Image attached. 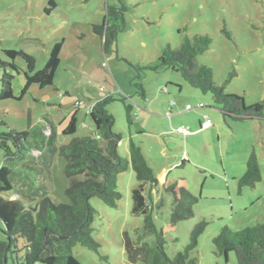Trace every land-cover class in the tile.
I'll return each mask as SVG.
<instances>
[{"label": "rangeland", "instance_id": "obj_1", "mask_svg": "<svg viewBox=\"0 0 264 264\" xmlns=\"http://www.w3.org/2000/svg\"><path fill=\"white\" fill-rule=\"evenodd\" d=\"M51 2L56 5L54 9ZM113 5L126 7L127 28L105 50L93 26L104 22L107 6ZM197 34L212 38L211 49L197 60L212 69L216 84L224 85L229 74L236 72L237 76L226 84V93L242 96L247 106L264 101V0H0V60L14 62L20 70L17 73L8 68L14 77L16 98L26 85L27 66L21 58L12 61L5 52H26L36 59V71H40L46 67L55 45L64 42L54 87L41 89L32 85L22 100L0 101V134L8 132L6 126L18 132L28 131V146L41 152L33 158L34 165L44 171L41 174L16 169L13 190L1 196L20 199L27 208H37L44 196L55 204H69L66 162L56 149L74 138L93 137L95 125L89 111L99 100L112 96L115 101L108 105V111L115 119L114 132L121 135L119 155L129 158L130 144L135 143L160 182L158 189L146 188V197L155 227L164 234L167 256L173 259L183 252L191 243L195 227L205 221L206 229L190 257L197 258L198 264H226L224 258L215 256L213 239L224 227L240 232L256 226L248 219L251 211L264 202L257 201L254 206L250 202L264 195V183L261 181L256 190L244 188L239 193L237 180L225 176V170L243 176L247 170L244 149L255 150L264 177V121L227 124L213 96L191 87L179 73L146 71L137 78L138 67L155 62L164 49L176 50L186 36ZM2 74L0 63V78ZM178 82L184 90L180 91ZM136 84H142L146 100L139 96ZM165 88L168 94L163 92ZM1 89L0 82V92ZM194 93L201 97L199 101H194ZM122 98L134 107L132 125L127 121ZM77 102L82 106L77 107ZM200 104L203 108L195 110ZM188 105L192 111L186 110ZM210 111L215 113L211 128L192 137L201 130L199 123H205L204 116ZM74 115L77 131L65 135ZM137 127L142 129L141 134ZM182 127L187 136L177 133ZM4 157L0 149V167ZM241 163L245 167L240 173L237 167ZM179 179L187 181L198 202L194 216L171 231L168 227L174 198L164 192L163 184ZM138 183L132 168L119 176L122 199L116 209L91 199L96 210L92 236L101 249L98 255L76 245L72 254L80 264H130L123 233L133 235L144 224V217L132 212V191ZM5 240L0 220V241ZM145 240L153 244L155 235ZM228 264H237L233 253Z\"/></svg>", "mask_w": 264, "mask_h": 264}, {"label": "trees", "instance_id": "obj_2", "mask_svg": "<svg viewBox=\"0 0 264 264\" xmlns=\"http://www.w3.org/2000/svg\"><path fill=\"white\" fill-rule=\"evenodd\" d=\"M52 8L55 3L51 2ZM126 7L107 6L105 20L94 25L93 29L102 40L104 49L117 39L119 33L127 28L125 19ZM228 39L229 32L223 31ZM64 42L53 48L49 61L43 70L36 71V59L24 51L9 50L6 55L12 61L21 58L25 61L27 72L24 76L26 85L16 98L12 89L14 77L8 68L20 73L14 62H2L3 74L0 78L2 89L0 101H20L28 94L32 85L41 89L54 87L56 72L60 66L61 51ZM212 46V38L208 34L186 36L183 44L176 50L164 49L158 59L144 67H138L141 73L170 70L179 73L187 84L203 94H211L214 102L223 115L224 121L242 123L247 120L264 121V101L247 106L242 96L226 93V84L237 76L229 74L224 85L216 84L210 67L200 65L197 58L206 54ZM139 96L146 100L142 84H136ZM180 87V86H179ZM167 89V88H165ZM181 89V87H180ZM112 96L99 100L89 111L95 125V135L87 138H74L71 143L56 149L66 162L64 173L69 180L66 196L69 204H55L50 197L44 196L37 208H27L20 199H6L2 193L13 190V177L16 169L25 171H44L34 165L31 158L32 148L28 146L30 133L10 129L0 134V149L5 152L3 165L0 167V220L4 224L5 241H0V264H80L72 254V249L80 245L100 254L101 244L94 240L93 223L96 210L91 199L97 198L106 206L116 209L122 195L118 192L119 176L132 168L136 174L138 185L132 191L134 215H142L144 224L131 235L123 233L124 249L130 264H198L197 258H191L199 245V238L204 233L207 222L203 221L195 227L191 234V243L183 252L171 259L166 254V240L163 232H158L153 222L146 197V188L158 189L160 182L141 150L135 143L130 144V156L125 159L119 155L118 148L121 135L114 132L115 119L108 111V105L114 102ZM129 125L133 124L132 104L122 98ZM175 105V103H174ZM201 105V104H200ZM203 105V104H202ZM202 109V108H201ZM28 124L32 125L31 115ZM77 131V116L74 115L65 135H74ZM139 134L142 133L138 132ZM79 177H84L79 180ZM262 181L259 159L252 151L246 173L238 179L239 193L244 188H255ZM32 183V182H30ZM164 192L173 196L168 229L175 231L177 225L194 216V206L198 202L188 188L185 179L174 183L163 184ZM154 234L153 244L146 242V237ZM22 243V246H20ZM215 256L224 258L229 263L230 254H234L237 264H264V224L233 232L228 227L222 228L213 239Z\"/></svg>", "mask_w": 264, "mask_h": 264}, {"label": "crops", "instance_id": "obj_3", "mask_svg": "<svg viewBox=\"0 0 264 264\" xmlns=\"http://www.w3.org/2000/svg\"><path fill=\"white\" fill-rule=\"evenodd\" d=\"M178 84H180V85H178ZM178 86H180L181 87V89H180V91L181 90H184V87H183V85L180 83V82H178ZM166 94H168V92L166 93ZM194 95V101L196 102V101H199L200 99H201V97L197 94V93H194L193 94ZM178 99V98H177ZM179 100V99H178ZM164 103V101L161 103V105ZM189 106V105H188ZM187 107V106H186ZM153 111V110H152ZM213 116H215V113H213V112H208V113H206L205 114V116H204V122L205 123H203V121H200V128H201V130H198L197 132H195V133H193L191 136L192 137H194V136H197V135H199V134H201L200 132L202 131H204V130H207V129H209V128H211L210 127V121H211V117H213ZM214 118V117H213ZM205 126L207 127L206 129H205ZM188 135V133L186 134V135H181V136H187ZM32 152H31V156H32V159L33 158H35V156L37 155L36 153H38V154H41V152L40 151H34V150H31ZM244 153L246 154V157H245V159H244V162H243V164L246 162H248V159H249V157H250V155H251V153H252V151H250L249 149L247 150V149H244ZM243 164L241 163V165L240 166H238L237 168H238V171L240 170V173H241V170H243L244 169V167H245V165L243 166ZM260 169H261V166H260ZM261 172H262V170H261ZM246 173V172H245ZM230 175V176H229ZM262 175H263V172H262ZM225 176H229V177H232V179H234V181H238V179L239 178H241L242 177V174H228L227 173V171L225 170ZM264 183V177L262 176V182L260 183V184H263ZM260 184L259 185H257L254 189L256 190L257 188H258V186H260ZM264 191V187L261 189V191ZM261 200V202H264V195H261V196H259L258 198H256V200L255 201H253L252 200V202H250V206H254L255 204H256V202L257 201H260ZM248 209V206H246L245 208H244V210H247ZM250 222L249 223H254V225H257V224H264V205L262 204L257 210L255 209V211H254V209H253V211H251V216H250V219H248Z\"/></svg>", "mask_w": 264, "mask_h": 264}, {"label": "built area", "instance_id": "obj_4", "mask_svg": "<svg viewBox=\"0 0 264 264\" xmlns=\"http://www.w3.org/2000/svg\"><path fill=\"white\" fill-rule=\"evenodd\" d=\"M163 92L167 93V89H164ZM173 105H174V103H173ZM76 106H77V107L82 106V102H77V103H76ZM201 108H203V105H202V104L199 105V106L197 107V109H195V110H199V109H201ZM186 110H187V111H192V110H193V107L189 105V106H187ZM171 114H172L171 111L168 112V115H169V116H170ZM177 133L180 134V135H186V134H187V131L182 127V128H180V129L177 131Z\"/></svg>", "mask_w": 264, "mask_h": 264}, {"label": "water", "instance_id": "obj_5", "mask_svg": "<svg viewBox=\"0 0 264 264\" xmlns=\"http://www.w3.org/2000/svg\"><path fill=\"white\" fill-rule=\"evenodd\" d=\"M141 131H142V129L137 127V132H141ZM5 263L7 264V260H5Z\"/></svg>", "mask_w": 264, "mask_h": 264}]
</instances>
